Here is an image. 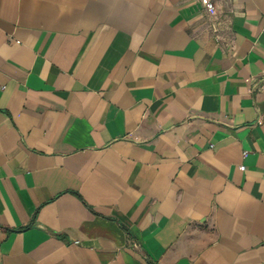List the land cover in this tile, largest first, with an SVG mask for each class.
<instances>
[{
  "label": "crops",
  "instance_id": "1",
  "mask_svg": "<svg viewBox=\"0 0 264 264\" xmlns=\"http://www.w3.org/2000/svg\"><path fill=\"white\" fill-rule=\"evenodd\" d=\"M213 2L0 0V264H264V0Z\"/></svg>",
  "mask_w": 264,
  "mask_h": 264
},
{
  "label": "built area",
  "instance_id": "2",
  "mask_svg": "<svg viewBox=\"0 0 264 264\" xmlns=\"http://www.w3.org/2000/svg\"><path fill=\"white\" fill-rule=\"evenodd\" d=\"M205 5H206V8L208 10V14H209L210 18L217 15V8H216V5L213 2V0H206ZM220 25H221L220 22H212L211 28H212L213 32L218 33L219 31H221ZM4 89H5V86L0 83V91H2ZM241 169L244 170L245 166H242Z\"/></svg>",
  "mask_w": 264,
  "mask_h": 264
}]
</instances>
